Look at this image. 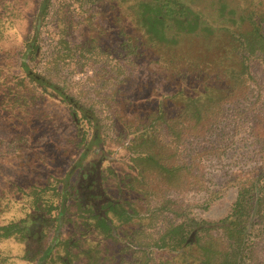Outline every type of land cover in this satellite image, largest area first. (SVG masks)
Returning <instances> with one entry per match:
<instances>
[{
    "label": "trees",
    "instance_id": "16d2710c",
    "mask_svg": "<svg viewBox=\"0 0 264 264\" xmlns=\"http://www.w3.org/2000/svg\"><path fill=\"white\" fill-rule=\"evenodd\" d=\"M102 1L38 0L25 34L19 30L20 9L2 4L1 43L19 37L13 49H0L3 105L16 110L36 99L60 102L76 130V155L62 175L20 195L16 203L22 215L0 222V240L39 245L32 255L25 250L23 264H78L80 256L87 264H109L126 253L134 264H256L255 246L264 239V162L258 170L232 175L226 186L235 187V199L217 220L191 216L163 192L204 189L197 160L210 150L197 152L187 163L182 147L187 139L206 134L226 106L247 95L251 61L258 60L264 73V0ZM48 21L55 38L48 67L100 63L102 75H109L106 83L113 84L124 81L125 67L154 57L158 73L165 75L156 90L139 83L138 89L147 92L135 100L145 110L130 108L133 99L117 100L134 116L125 121V135L114 148H109L112 129L103 102L71 97L37 71L40 29ZM80 21L85 27L78 39ZM102 35L117 41V47L112 50ZM100 92L97 97L105 99ZM113 163L121 164L120 172ZM74 171L77 179L71 184ZM106 189L113 190L111 195ZM222 191L210 192L201 207L207 209ZM164 214L172 221L156 230ZM71 218L74 234L63 240L62 226ZM121 226L128 227L119 233ZM47 231L51 239L43 244ZM107 240L117 245L111 254Z\"/></svg>",
    "mask_w": 264,
    "mask_h": 264
},
{
    "label": "rangeland",
    "instance_id": "374dc122",
    "mask_svg": "<svg viewBox=\"0 0 264 264\" xmlns=\"http://www.w3.org/2000/svg\"><path fill=\"white\" fill-rule=\"evenodd\" d=\"M37 1L1 0L0 16L2 4L8 3L17 6V9H20L18 18L20 33L30 32ZM55 1L53 0V2ZM205 1L202 0V2ZM213 1L218 0H207V3L210 4ZM230 1L238 2L239 0ZM102 2L105 4V0ZM201 7L204 8L205 3H202ZM83 18L81 19L83 20ZM47 20H51V17ZM48 22L40 29V60L36 67L37 71L44 73L53 82L66 88L67 94L71 97L84 102H103V110L107 112L106 118H108L106 124L112 129L109 133V141L112 145L109 148H114L119 142L121 134L125 135L123 130L125 121L134 116V112L126 110V107H119L120 104H117V100L133 99L134 103L130 108L145 110V106L141 103L137 104L135 100V97L142 96L147 92V90L138 89L139 83L146 84L145 87L156 90L160 87L161 82H164L165 75L158 73V63L154 62V57H145L139 61L138 66L135 63L131 67H125L126 75L121 77L124 81L122 83L112 82L114 85L106 83L105 79L109 75H102L103 66L100 63L82 69L73 63L74 61L48 67L45 62L52 52L55 39L52 24L50 21ZM118 22L123 23L122 20ZM84 27L83 23L80 29H76V38H81ZM14 37L16 36L13 35L2 43L0 41V49H13L17 44L16 38H19ZM101 40L108 44L111 43L112 50L117 47L118 42H110L108 35H102ZM196 49L195 41L191 43L190 50L195 53ZM150 53L148 51L147 56ZM250 72L253 79L250 82L247 95L226 106L221 117L208 129L206 134L202 137L187 139L182 147L181 156L187 163L194 159L193 156L197 152L210 150V152L207 151L209 153L197 160L196 170L202 178L204 189H169L163 192L164 196L189 210V214L195 218L217 220L224 216L236 195L235 187L226 186L232 175L238 171L258 170L264 162V73L258 60L251 61ZM159 79H161L160 83ZM167 89L168 87H166V91H168ZM97 91H102L99 96H106L109 103L106 98L100 100L97 97ZM3 101L4 98L0 93L1 223L22 215L16 200H20V195L28 190V187L44 186L52 176L62 175L74 163L73 158L76 155V130L67 109L60 102L48 98L36 99L28 107L12 110L8 105H3ZM121 155L122 153L119 157ZM112 165L116 173L121 171V164L113 163ZM76 179L77 171H74L69 177V182L73 184ZM111 180L113 178H110V182ZM112 185L114 184L111 183ZM220 189H223L220 197L214 200L207 209L202 208L201 205L207 195ZM106 191L110 195L113 192L112 189H106ZM137 206L144 209L147 205L137 204ZM74 219L71 218L62 226L61 238L63 240L74 234L72 230ZM170 221H172V216L164 214L156 230ZM127 227L121 226L118 228V232L120 233ZM51 235V231L43 234L41 243L49 242ZM106 242L109 247L107 254L117 250L115 248L117 245L108 242V240ZM38 248L39 245L33 241L21 243L15 238L3 239L0 240V260L4 262L3 264H23L21 256L26 254L25 250L29 251L27 255H32ZM255 253L257 257L255 263L264 264V239L255 246ZM75 262L78 264L88 263L84 256H80ZM109 264H134V260L130 253H126L123 258L112 259Z\"/></svg>",
    "mask_w": 264,
    "mask_h": 264
}]
</instances>
